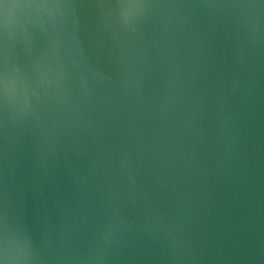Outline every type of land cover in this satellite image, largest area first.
<instances>
[{
    "label": "water",
    "instance_id": "95a60500",
    "mask_svg": "<svg viewBox=\"0 0 264 264\" xmlns=\"http://www.w3.org/2000/svg\"><path fill=\"white\" fill-rule=\"evenodd\" d=\"M0 264H264V0H0Z\"/></svg>",
    "mask_w": 264,
    "mask_h": 264
}]
</instances>
